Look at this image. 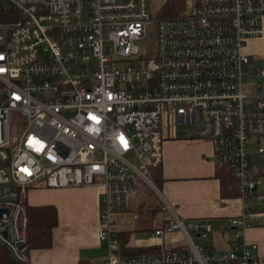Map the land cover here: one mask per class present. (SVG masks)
I'll use <instances>...</instances> for the list:
<instances>
[{"label":"built area","instance_id":"built-area-1","mask_svg":"<svg viewBox=\"0 0 264 264\" xmlns=\"http://www.w3.org/2000/svg\"><path fill=\"white\" fill-rule=\"evenodd\" d=\"M148 2L0 0V245L15 262H30L32 189L96 186L107 264H264L255 243L208 253L191 233L210 224L180 217L151 176L175 125L199 124L236 181L235 238L264 226V86L242 81L245 68L264 78L245 52L263 34L264 0H184L167 16ZM140 182L160 200L154 234L180 232L181 245L121 252L115 215Z\"/></svg>","mask_w":264,"mask_h":264},{"label":"crops","instance_id":"crops-1","mask_svg":"<svg viewBox=\"0 0 264 264\" xmlns=\"http://www.w3.org/2000/svg\"><path fill=\"white\" fill-rule=\"evenodd\" d=\"M245 52L252 68L264 67L257 64V60L264 57V21L262 36L250 39ZM212 152V144L208 140L199 139L196 134L178 136L171 130L163 143L160 165L163 181L158 187L160 194L175 206L180 217L210 224V232L205 237L199 233L193 235L196 241L206 239L203 245L208 253L221 254L233 250L238 240L255 243L259 256L264 258V226L246 228L239 239L234 236L229 219L240 214L241 200L239 196L222 197L221 183L215 176L217 169ZM143 185L146 184H138L132 198L131 211L115 215V229L119 234L130 231L127 242L129 247L172 248L181 245L184 240L180 232L163 236L154 234L157 228L164 225V215L158 195L148 185ZM144 188L156 196L155 205L162 216L150 212L152 207L149 205L146 208L144 198L141 197L142 201L137 199L145 191ZM257 191L264 194V176ZM100 193L101 189L96 186L30 191V205L51 204L57 207L58 225L53 231L52 246L31 250L29 264H107L108 245L99 238ZM145 212L146 215H143ZM141 234L148 235L138 237ZM168 244L172 246L167 247ZM5 264L22 263L10 261Z\"/></svg>","mask_w":264,"mask_h":264},{"label":"trees","instance_id":"trees-1","mask_svg":"<svg viewBox=\"0 0 264 264\" xmlns=\"http://www.w3.org/2000/svg\"><path fill=\"white\" fill-rule=\"evenodd\" d=\"M184 0H161L158 6V16L174 15L182 9ZM180 8V9H179ZM161 165V164H160ZM160 165L151 169L154 184L159 187L163 181ZM215 176L220 180L222 197L230 198L239 196L235 178L227 167L216 168ZM28 229L30 249H48L53 244V231L58 225V209L55 205H28ZM130 231L120 234L121 252L127 256L152 253L159 250L155 246L129 247L127 242ZM7 249L0 245V264L9 263ZM230 264H234L233 262Z\"/></svg>","mask_w":264,"mask_h":264},{"label":"rangeland","instance_id":"rangeland-1","mask_svg":"<svg viewBox=\"0 0 264 264\" xmlns=\"http://www.w3.org/2000/svg\"><path fill=\"white\" fill-rule=\"evenodd\" d=\"M161 0H149L148 5H149V9L150 12L155 15L158 11V6L160 5ZM150 39H152V42L154 40V38L152 37V34H150ZM257 64L258 65H262L264 66V57L261 58L260 60H257ZM243 84L245 85L246 88H248L251 84L255 83V82H261L262 84H264V78L262 79H258V78H254L253 76H251L249 74V70L248 68L244 69V75L242 78ZM199 128V124H192V125H187V124H179L177 123L175 125L174 134H177L178 136H185V137H189L190 135H195L197 133V130ZM146 186V185H143ZM36 189H44V188H35L32 190H36ZM31 190V191H32ZM145 191H143L141 194H139V197L137 198L138 200L142 201V198L145 199L146 201V208L152 207L150 209V212H155L157 215L155 216H162V214L160 213V211L158 210L157 206L155 205V199L156 196L154 195V193L152 191H150L148 188H144ZM142 197V198H141ZM133 206L130 207V209L128 211H131ZM133 213H136V211L133 210ZM147 212L143 213V215H146ZM159 213V214H158ZM138 215V214H136ZM148 234H141L138 237H143V236H147ZM191 235H195L193 233H191ZM197 241L201 242L202 244H204V242H206V239H197ZM167 247H171V244L166 245Z\"/></svg>","mask_w":264,"mask_h":264},{"label":"water","instance_id":"water-1","mask_svg":"<svg viewBox=\"0 0 264 264\" xmlns=\"http://www.w3.org/2000/svg\"><path fill=\"white\" fill-rule=\"evenodd\" d=\"M10 261L15 262L14 258L8 253Z\"/></svg>","mask_w":264,"mask_h":264},{"label":"snow or ice","instance_id":"snow-or-ice-1","mask_svg":"<svg viewBox=\"0 0 264 264\" xmlns=\"http://www.w3.org/2000/svg\"><path fill=\"white\" fill-rule=\"evenodd\" d=\"M121 139H122V142H123V138H121ZM125 146H127V145H126V142H125Z\"/></svg>","mask_w":264,"mask_h":264}]
</instances>
